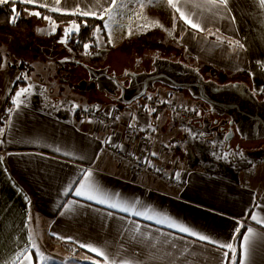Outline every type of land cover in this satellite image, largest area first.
Listing matches in <instances>:
<instances>
[{
    "label": "crops",
    "instance_id": "obj_1",
    "mask_svg": "<svg viewBox=\"0 0 264 264\" xmlns=\"http://www.w3.org/2000/svg\"><path fill=\"white\" fill-rule=\"evenodd\" d=\"M2 1L96 18L103 26L115 25L122 7V0ZM156 8L176 20V47L187 53L175 49L171 60L168 53H121L124 45L103 61L102 53H89L81 66L88 70L77 69L82 92L70 87L66 100L51 94L35 106L9 107L0 132V264H264V167L222 163L234 160L226 151L236 150L230 147L235 142L264 131L246 134L237 116L213 107L199 116L195 88L178 85L200 76L183 59L201 61L203 38L211 45L202 62L242 73L258 91L257 82L264 85V75L256 80L264 62V0H160ZM112 34L119 43L106 33L110 47L137 35L114 28ZM44 76L42 70L37 75ZM151 102L195 108V117L175 122ZM92 107L120 113L116 140L137 154L144 148L129 132L154 131L147 153L181 187L134 178L125 164L113 163L102 150L110 133L83 115Z\"/></svg>",
    "mask_w": 264,
    "mask_h": 264
},
{
    "label": "rangeland",
    "instance_id": "obj_2",
    "mask_svg": "<svg viewBox=\"0 0 264 264\" xmlns=\"http://www.w3.org/2000/svg\"><path fill=\"white\" fill-rule=\"evenodd\" d=\"M159 1L160 0H122V7L117 9V13L115 15V19L118 21H115V25L110 23V21L109 23L105 21L103 30L110 35L112 43L114 44L119 43V41L117 38L114 40V35L112 34L113 28L129 31V33L137 35L133 40L126 41L125 43H121L119 45H113L112 47L116 48L124 45L125 50L121 53H168V56L172 57L171 60H176V58H174V54L172 53H187L186 51H179V47H176L177 40L180 38V34L178 37L177 32V22L172 17L171 19H167L161 15L160 11L156 8V4ZM170 14L173 15L171 12ZM40 19L41 17L38 13L33 14L31 18L33 24L32 33L26 30L10 31L11 35L14 37L13 47H11V50L6 52L5 48L7 45H5L0 52L2 60L0 69V116L5 109L9 111V107L11 105V107L16 105L20 106L23 104L19 103L26 102V105L35 106L37 103L41 104V101L48 99L49 96L51 97V94L53 95V99L59 98V101L61 99L66 100V93L62 90V88L64 89L65 87H73L74 90L77 89L79 92L83 91L84 82L81 79L78 80L77 74H74L75 72L73 73V71L71 74L67 73L69 66H67L68 63L66 62V56L65 60L63 59L61 62L59 59L57 61L49 60L48 57V55L52 53H77L71 48L73 46L72 43H66L72 29H66L62 35L55 38H49V40H47V38L43 35L49 36L52 33H55L56 25L51 24L52 22H50L47 18L45 24L41 26ZM122 19L132 22L133 25L131 23L129 24V26L132 25V28L127 30L126 25L122 24ZM4 34L6 35V33ZM29 36L32 37V44L34 48H38L40 50L37 52L39 54L40 62L44 63L43 65H39L41 67L37 66L44 72L45 75L44 78L40 77L41 79L37 77L38 73H41V70H39V72L35 70L36 76H33V74L29 75L22 67V59L18 57L19 53H34L33 49L30 52H27L21 47L23 43L26 44L27 41L25 38ZM36 39L39 40L36 41ZM203 41H205V39L200 38L201 48L198 51L201 53V61H195L192 63L189 58H185L183 59V63L185 65H196L200 76L205 81H212L217 85H226L227 83H231L232 85H239L242 87L246 86L249 91L256 96V98L262 99L264 97V87L260 90V88L264 86L261 84V81L257 82V84L261 87H259L258 91H255L250 79L246 76L243 77L242 73H225L223 70L216 68L211 64L204 63L209 59L208 54L204 53V51L206 46L211 45V43L206 45ZM5 43H7V40H5ZM12 43L10 42L11 46ZM55 43L59 45L55 46ZM106 44L108 43L103 41L101 34L95 32L92 36L91 42L86 43L83 46V51L80 53H102L111 48ZM60 45L63 46L62 49H59ZM220 46L221 45L218 44L216 47L219 48ZM100 47L102 49H100ZM89 50L91 51L89 52ZM174 50L175 52H173ZM220 51L221 50H217L216 53H220ZM262 55L264 56V53H262ZM75 68L88 70L87 67ZM257 70L256 80H262L264 75V62L262 66L257 67ZM34 79L38 80L42 87L36 86L33 81ZM24 81L27 83L23 84ZM242 82L245 85L242 84ZM76 96L79 95L76 94ZM198 103L201 108L198 110L199 116H201L203 112L211 109V106L202 100H199ZM187 108L190 109L189 107ZM194 109L195 108H191L190 110L194 111ZM257 136V139L246 140L241 145L240 141L235 142V144L230 147L232 149L236 148V150L230 149L226 151V155H231V157H234V160L229 158L226 160L224 158V162L222 163L231 168H234L236 163L239 168H243L247 165L248 161H254L252 162L253 166L257 168L264 167V134L262 133ZM234 141L235 140H232L231 142ZM236 143H239L237 144V147H235ZM42 264H56V262L42 261Z\"/></svg>",
    "mask_w": 264,
    "mask_h": 264
},
{
    "label": "trees",
    "instance_id": "obj_3",
    "mask_svg": "<svg viewBox=\"0 0 264 264\" xmlns=\"http://www.w3.org/2000/svg\"><path fill=\"white\" fill-rule=\"evenodd\" d=\"M34 13H38L41 17L40 22L41 26H43L48 18L51 24L56 25V31L55 33H52L49 36L43 35L47 40L49 38H55L60 35H62L66 29H72L69 33V37L67 39V44L72 43V49L73 51L77 53H52L49 54V60H58L61 62L63 59L65 60L66 56V62L68 63V74L73 73L79 75V71L75 67H81L82 61H87L86 56L89 53H80L83 51V46L86 43L91 42L92 36L95 34V32H98L101 34L103 41L107 42V35L106 32L103 30L104 26L102 22L96 18H88V17H77L72 15H64L59 14L55 12H48L43 9L22 4L19 2H6L2 1L0 2V52L2 51V48L7 45L6 52L11 50V47H13L14 44V37L11 35L10 31H18V30H26L32 33L33 31V24L31 21V18ZM47 17V18H46ZM39 27V25H38ZM6 33V35L4 34ZM4 36V37H3ZM43 38V37H42ZM5 40H7V43H5ZM25 40L27 41L26 44L23 43L21 47L23 50L30 52L32 49L34 50V53H19L18 57L22 59V67L25 69L26 72H28L29 75L33 73L34 66L37 65H43L44 63L40 62L39 59V52L40 50L38 48H34L32 44V37H26ZM39 39H36L38 41ZM12 43V46L10 44ZM59 45L57 43L54 44ZM55 48V47H54ZM63 46L60 45L59 49H62ZM91 48V47H90ZM93 48V47H92ZM100 49H102L100 47ZM118 47L113 48L111 47L109 50L102 52L98 56V60H105L111 52H115ZM58 51V50H57ZM91 50H89L90 52ZM41 54V53H40ZM46 54V53H45ZM91 54V53H90ZM58 55V56H56ZM101 56V57H100ZM1 53H0V69H1ZM46 65V64H45ZM82 78V77H80ZM69 89L70 87L62 88L63 92H66L65 90ZM74 92V91H73ZM73 94V93H72ZM9 111L5 109V111L0 116V132L4 128L5 123L8 119ZM242 234V233H241ZM63 246L72 249L73 247L68 244H64ZM85 264H91V263H85Z\"/></svg>",
    "mask_w": 264,
    "mask_h": 264
},
{
    "label": "built area",
    "instance_id": "obj_4",
    "mask_svg": "<svg viewBox=\"0 0 264 264\" xmlns=\"http://www.w3.org/2000/svg\"><path fill=\"white\" fill-rule=\"evenodd\" d=\"M152 108H157L161 114L168 115L173 121H190L195 117V112L175 104L166 107L156 106L151 102ZM84 117L100 126L103 130L110 133L109 138L103 144L102 150L113 163L125 164L132 177L143 178L151 176L172 187H181L180 180L177 176L168 174L162 167L154 163L152 157L147 153L148 148L156 140V133L151 130L137 132L131 130L128 139L136 142L144 148L145 152L135 153L123 145H120L115 134V129L120 118V113L116 109L105 110L102 107H92L86 109L83 113ZM167 150V149H166Z\"/></svg>",
    "mask_w": 264,
    "mask_h": 264
},
{
    "label": "water",
    "instance_id": "obj_5",
    "mask_svg": "<svg viewBox=\"0 0 264 264\" xmlns=\"http://www.w3.org/2000/svg\"><path fill=\"white\" fill-rule=\"evenodd\" d=\"M195 77L196 80L194 83H182L178 85L182 87H194L195 96L200 100L220 111L228 113L232 112L239 118L237 125L239 124L246 134L250 132L264 131V118L257 114L259 111L264 113V105L259 103L256 96L246 87L232 84L217 85L212 82H205L197 74ZM207 91H210V95ZM225 94L232 96L234 99L229 101L219 100V98L223 97ZM221 101L225 103H222ZM242 107H244L246 112L241 111ZM252 111H254V113H251Z\"/></svg>",
    "mask_w": 264,
    "mask_h": 264
},
{
    "label": "flooded vegetation",
    "instance_id": "obj_6",
    "mask_svg": "<svg viewBox=\"0 0 264 264\" xmlns=\"http://www.w3.org/2000/svg\"><path fill=\"white\" fill-rule=\"evenodd\" d=\"M207 93L209 94L210 91H209V92L207 91ZM209 95H210V94H209ZM257 100L259 101V103H262V104L264 105V97H263L262 99H258V98H257ZM241 111H245V112H246V110L244 109V107H242ZM238 113H239V112H238ZM251 113H254V111H252ZM257 114L261 115V116L264 118V113H263V112L259 111V112H257ZM229 136H230V137H233L231 133H230Z\"/></svg>",
    "mask_w": 264,
    "mask_h": 264
}]
</instances>
